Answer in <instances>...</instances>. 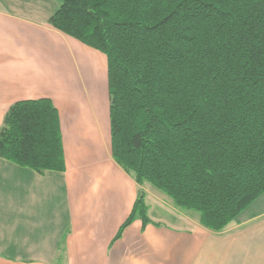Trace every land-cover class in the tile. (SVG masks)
<instances>
[{"label":"trees","instance_id":"16d2710c","mask_svg":"<svg viewBox=\"0 0 264 264\" xmlns=\"http://www.w3.org/2000/svg\"><path fill=\"white\" fill-rule=\"evenodd\" d=\"M49 22L106 57L111 155L138 195L115 238L146 214L143 183L222 231L264 193V0H56ZM0 157L65 168L49 98L13 102Z\"/></svg>","mask_w":264,"mask_h":264},{"label":"crops","instance_id":"0c3cea01","mask_svg":"<svg viewBox=\"0 0 264 264\" xmlns=\"http://www.w3.org/2000/svg\"><path fill=\"white\" fill-rule=\"evenodd\" d=\"M56 8L0 0V126L13 102L49 98L65 161L37 172L0 157V264H264V193L215 232L145 182L149 221L115 238L139 185L111 155L106 57L55 28Z\"/></svg>","mask_w":264,"mask_h":264},{"label":"rangeland","instance_id":"374dc122","mask_svg":"<svg viewBox=\"0 0 264 264\" xmlns=\"http://www.w3.org/2000/svg\"><path fill=\"white\" fill-rule=\"evenodd\" d=\"M145 201V200H144ZM146 204V203H145ZM155 207L157 208V209H160L159 207H157L156 205H155ZM194 213H197L198 214V212H196V211H194ZM146 214H147V210H146ZM161 214H162V212H161ZM147 216H148V214H147Z\"/></svg>","mask_w":264,"mask_h":264}]
</instances>
